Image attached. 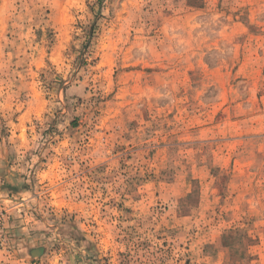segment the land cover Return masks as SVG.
<instances>
[{
	"label": "rangeland",
	"instance_id": "obj_1",
	"mask_svg": "<svg viewBox=\"0 0 264 264\" xmlns=\"http://www.w3.org/2000/svg\"><path fill=\"white\" fill-rule=\"evenodd\" d=\"M0 264H264V0H0Z\"/></svg>",
	"mask_w": 264,
	"mask_h": 264
}]
</instances>
